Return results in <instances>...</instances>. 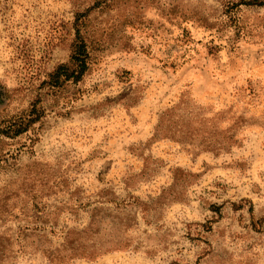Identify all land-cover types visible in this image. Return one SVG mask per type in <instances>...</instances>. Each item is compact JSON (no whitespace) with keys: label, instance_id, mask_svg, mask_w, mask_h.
Wrapping results in <instances>:
<instances>
[{"label":"rangeland","instance_id":"obj_1","mask_svg":"<svg viewBox=\"0 0 264 264\" xmlns=\"http://www.w3.org/2000/svg\"><path fill=\"white\" fill-rule=\"evenodd\" d=\"M248 1L0 0V264H264Z\"/></svg>","mask_w":264,"mask_h":264},{"label":"trees","instance_id":"obj_2","mask_svg":"<svg viewBox=\"0 0 264 264\" xmlns=\"http://www.w3.org/2000/svg\"><path fill=\"white\" fill-rule=\"evenodd\" d=\"M246 4L249 5H262V1L259 2L257 0H250L246 2ZM87 58L88 53L86 51V48L84 47V44H80L77 46L76 52L74 56H72L73 59V68L69 69L66 66H59L52 75L49 76L50 83H54L55 85H58L61 82H65L66 80H69L73 78L74 80H78L82 74L84 73L86 67H87ZM28 125H24L23 122H9L8 125L4 127H0V133L7 135V136H16L21 134L23 131L26 130ZM93 253H89L91 255Z\"/></svg>","mask_w":264,"mask_h":264}]
</instances>
